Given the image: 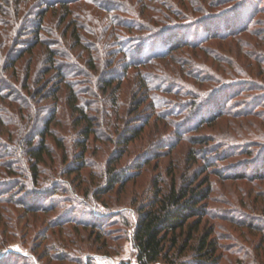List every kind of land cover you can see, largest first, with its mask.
<instances>
[{
  "label": "rangeland",
  "instance_id": "374dc122",
  "mask_svg": "<svg viewBox=\"0 0 264 264\" xmlns=\"http://www.w3.org/2000/svg\"><path fill=\"white\" fill-rule=\"evenodd\" d=\"M209 1L213 2L210 6ZM209 1L144 0L152 10L171 14H167L171 16L170 25L198 23L200 32L202 27L216 30L215 15L233 5L230 0ZM258 4L264 6V0H258ZM167 6L172 7L171 11ZM200 8L202 11H197ZM82 13L84 20L92 19L89 25L94 24V31L86 33L82 45H69L71 29L66 36L63 25L58 27V34L72 55L68 60L77 61L90 73L76 83V90L83 110L93 121L94 133L83 149L82 124L76 125L79 115L68 102L67 85L59 82L55 71L46 74L50 64L45 60V48L40 45L32 54H26L18 64L15 85L22 87L20 81L27 78L25 69L32 61L29 92L23 91L30 102L20 97L38 111L34 124L31 122L33 130L42 131L54 116L50 123L52 136L47 137L54 156L49 158V165L39 170L42 176L37 187L30 184L34 171L28 157L22 155L20 161L4 157L3 164L12 174L0 167V195L9 196L4 181L19 185L13 188V202L0 201V264H137L133 241L137 210L150 200L155 180L164 194L182 185L212 186L205 205L207 215L191 219L189 226L178 231L175 245L168 239L167 257L156 264L190 262L195 258L199 239L210 233L208 241H215L218 264H264V180L253 178V170L261 164L264 154V63L254 61L255 57L264 60V13L256 14L250 29L253 33L237 34V39H207L199 47H182L173 54V60L156 61L139 68L138 74L136 69L129 71L115 96L103 89V83L105 74L122 69L118 65L121 56L113 55L115 41L105 22H96L93 13ZM47 17V26L58 20L51 14ZM116 30L127 36L139 34ZM258 30L262 38L254 35ZM179 37H183L182 32ZM31 38L27 30L21 40ZM18 43L21 47V41ZM247 47L251 48L252 59L237 54L247 51ZM64 60L67 59L58 57L59 62ZM245 60L251 67L241 65ZM228 62L240 65L232 76L228 72L234 65ZM144 72L164 78L163 90H144L140 80H146ZM231 80L235 83L220 88ZM219 88L215 95L211 94ZM30 90L43 94L33 99ZM206 95L221 99L227 113L211 124L194 128L185 115L193 109V102L201 103ZM150 96L162 100L159 109L154 108ZM4 111L6 117L9 112ZM19 114H14L13 125H0L1 142L12 144L16 140L8 130L17 128ZM131 127L141 130L139 136L128 144L122 143L119 135ZM53 138L61 140L64 150ZM198 138L206 141L198 143ZM81 152L86 167L76 173H61L66 166L77 168L75 154ZM247 166L245 177L233 176L244 173ZM107 169L132 173L124 185L100 193L106 186ZM56 183H60L58 190L53 187ZM33 192L42 196L36 198ZM40 206L48 208L41 210Z\"/></svg>",
  "mask_w": 264,
  "mask_h": 264
},
{
  "label": "trees",
  "instance_id": "16d2710c",
  "mask_svg": "<svg viewBox=\"0 0 264 264\" xmlns=\"http://www.w3.org/2000/svg\"><path fill=\"white\" fill-rule=\"evenodd\" d=\"M36 1L0 0V125H13L16 117L14 114L17 115L20 113V119L18 120L20 124L17 122V128L11 130L12 132L8 130V133L12 135L11 137L18 141L15 140L11 142L12 144H10V142L7 144V142L0 141V167L4 170L7 167L3 164L5 160L4 157H7V161H17L22 155L28 157L32 165V170L34 171V175L31 176L32 182L30 183L33 185L32 187L39 186V181L42 176V172H39V170L41 171V167L49 165V158L54 156L52 148L47 141V137L49 135L52 136V134H50V123L53 121L54 116L52 115V118L47 121L42 131L33 130L31 122L34 124L38 111L30 105V103L28 104L30 99L27 97L28 95L23 93V91L29 92L28 82L32 76V61L28 62L25 69L27 78L20 81L22 87L19 88V86L17 87L15 85V83H17V78H19L18 64L26 54H32L34 49L40 45L45 48V53L47 54L45 60L48 65L50 64V68L47 70L46 74L50 71H55L57 78L60 80L59 82L67 85V90L69 92L68 102L79 115L76 125L82 124L80 132L85 140L80 142V146L83 149H85L88 140L94 133L93 121L83 110L84 104L81 105L82 100L79 99L78 90H76V83H79L81 77L87 76L89 72L87 68L82 69V66L79 65L77 61L68 60L72 55L66 50V46H64L65 44L63 42L64 39L62 40V37L58 34L59 26L63 25V33H65L66 36L71 29L68 36L69 45L75 48L83 44V39L86 37L87 32L91 34L94 31L92 30L94 24L92 26L89 25L92 19L89 21L84 20L82 12L93 13L96 22L100 24H104L105 22V26L110 29L111 38L115 41L116 47L114 48L116 54L113 55L121 56L118 65L122 69L118 71L119 69L115 68L116 70L111 74H105L106 79L103 83V89L109 91L110 95L115 96L117 93L116 91L121 89L122 80L126 79L129 71L136 69L138 74L140 73L138 70L139 68L153 65L156 61L173 60L175 56L173 54L182 47H199L207 39H227V37L237 39L239 37L237 34L241 35L246 32L253 33V30L250 29L255 23L256 14L259 12L264 13V6H259L258 0H230V3H233V5L225 12L215 15L218 17L216 20L217 26H215L216 30H211L209 27L203 29L202 27L203 31L200 32L201 30H199V28H201V25H198V23H195L194 26L186 24L185 26L179 27L178 25H170L171 16L169 17L168 15L171 14L167 12V15L161 11L156 12L152 10L150 6L145 5L144 0H134L136 2L134 5H132L129 0ZM207 1L209 0H203V3L205 4ZM212 4L213 2H208V6ZM36 8H38L37 11H35ZM171 8L172 7H168L167 9L171 11ZM201 8L197 11L201 12ZM49 14L56 16L58 20L56 23L50 22L49 26H47V15ZM87 18L89 19V15ZM196 26H198L197 29ZM89 27H91V29ZM117 28L126 31L134 30L139 34L127 36L120 31L117 33ZM27 30L30 31L32 36V43L28 39L24 41L21 40V37H23ZM141 30L143 33H140ZM181 32L186 39L179 37ZM254 35L258 38H262L261 30H258L257 34L254 33ZM19 41H21V47H18ZM238 42L241 43L242 40ZM57 46L60 48H56ZM249 48L247 47V51H244V53L240 50L237 54L244 55L246 59H252L253 55L249 51ZM58 57H64L67 60L59 62ZM254 61L259 64L264 63V60H259L257 57L254 58ZM228 65H234L233 69L231 68L232 71L228 72L230 76L236 73L240 68V65L237 63L233 64L232 62H228ZM241 65L251 67L250 63L246 60L244 63H241ZM88 69L91 70L93 67H89ZM119 74H121L123 78H121ZM144 75L146 80L140 77L141 83H143L141 85L144 90L150 92H159L163 90L164 78H154L149 72H144L143 76ZM94 77L95 75L91 76V79ZM227 83H224L220 88L224 89L227 85L231 86L232 83L235 82L231 80ZM113 85L115 86L111 88ZM220 88L216 89L211 94L215 95ZM31 91L32 90H30V92ZM35 91L36 90L32 91L31 98L33 99L35 96L43 94V91ZM15 93L18 96H16ZM20 96L28 102H23L24 100H22ZM211 96L212 95H206V98L203 96L202 98L205 99H202V102L199 104L193 102V109L185 115L187 119L189 118L190 123H194V128L208 123L211 124L227 113V109L222 106L221 99L214 98L217 99L214 100ZM157 98L159 97L154 96L153 98L150 96L148 98L151 101L153 100L152 103L155 109H159L163 104L161 103L162 100L160 101V99ZM3 101H6L8 104L4 105ZM5 109L9 112L6 117L11 114L7 119L4 117ZM186 110L188 111V109ZM29 124L32 129L28 128ZM140 132L141 130H138V128L131 127L124 130L119 135V139L122 143L128 144L136 139ZM53 139L59 148L64 150L61 140L56 138ZM201 141L204 142L206 139L198 138L196 140L198 143ZM75 155L77 159L75 162L77 168L66 166L65 169L67 170L62 168L61 173H76V171H80L86 167L84 160L85 155L82 152L76 153ZM203 158L207 162H211L209 158ZM6 170L5 172L8 175L12 174L10 170ZM247 171L248 166L244 173H236L233 176L239 178L245 177ZM130 173L132 172H115L112 169H107L106 186L100 190V193L111 191L116 185H124L128 181V175ZM50 177L54 178L52 172ZM253 178L264 180V154L262 155L261 164L253 170ZM154 182V189L151 193L150 200L137 210L133 235L137 264H156L164 256L167 257L165 249L167 240L170 239L175 245V235L178 231L182 230L186 225L189 226V221L191 219L203 218L207 215L205 205L212 192L211 184H207L206 181L207 185H205V188L182 185L179 188L173 187L171 191L164 194L157 184V180ZM18 185L19 184L15 181H4L3 186L8 189L7 191H9V194L7 195L9 196L0 195V201L8 200L13 202V195L16 194V192H13L16 189L13 188ZM45 185L47 186V184ZM58 185H60V183L54 184L53 187L58 190L60 187ZM42 189L39 191L44 193ZM34 192L32 195H35L36 198L42 196L39 192ZM39 208L41 210H46L48 207L40 206ZM253 224L254 223H251V226H253ZM261 225L262 224H260V226ZM197 227L198 226H194L195 229ZM211 235L212 233H210L209 236L205 235L199 239L194 250L195 258L193 260L178 264H218L215 241L213 239L208 241Z\"/></svg>",
  "mask_w": 264,
  "mask_h": 264
}]
</instances>
